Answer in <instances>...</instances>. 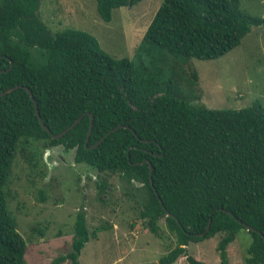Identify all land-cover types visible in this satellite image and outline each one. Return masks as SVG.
Wrapping results in <instances>:
<instances>
[{
    "label": "trees",
    "instance_id": "16d2710c",
    "mask_svg": "<svg viewBox=\"0 0 264 264\" xmlns=\"http://www.w3.org/2000/svg\"><path fill=\"white\" fill-rule=\"evenodd\" d=\"M95 1L99 16L109 21L112 9L140 0ZM40 2L0 0V92L29 87L53 133L82 117L54 138L41 126L25 88L0 95V264H25L26 242L5 190L16 151L35 168L44 165L46 149L59 145L63 155L77 146L75 162L120 173L131 190L143 191L144 229L160 236L164 223L176 238L161 264L179 257L208 264L186 246L215 235L220 263L227 264V245L241 229L250 235L243 263L264 264V106L209 108L191 103L183 91V85L198 83L191 57L225 54L264 18L241 10L239 0H161L133 57L118 58L87 31L52 32L38 11ZM96 184L105 199L109 184ZM73 228L70 250L51 264H79L85 243L101 229H88L83 208Z\"/></svg>",
    "mask_w": 264,
    "mask_h": 264
},
{
    "label": "rangeland",
    "instance_id": "374dc122",
    "mask_svg": "<svg viewBox=\"0 0 264 264\" xmlns=\"http://www.w3.org/2000/svg\"><path fill=\"white\" fill-rule=\"evenodd\" d=\"M160 3L140 0L114 8L109 21L99 16L95 0H41L38 11L52 32L84 30L112 56L132 58ZM239 7L264 18V0H239ZM190 63L198 75L197 85H183L191 103L216 109H237L257 102L264 106V25L252 26L240 44L225 54L210 59L191 57ZM42 159L46 164L39 162L34 168L23 152L16 151L5 186L8 210L26 242L25 264H51L57 255L68 252L75 214L81 208L88 229H101L85 243L79 264H161V257L175 247V235L164 223L160 236L144 229L139 201L144 193L131 190L120 173L92 170L52 149ZM102 179L109 184L105 199L96 184ZM219 238L215 235L190 242L186 250L208 264H221L216 248ZM249 241V233L241 229L227 245V264H244ZM59 264L71 263L66 259ZM175 264L190 263L179 257Z\"/></svg>",
    "mask_w": 264,
    "mask_h": 264
},
{
    "label": "water",
    "instance_id": "95a60500",
    "mask_svg": "<svg viewBox=\"0 0 264 264\" xmlns=\"http://www.w3.org/2000/svg\"><path fill=\"white\" fill-rule=\"evenodd\" d=\"M16 87H23V88H25V90L29 93V95H30V97H31V100H32V102H33L34 108H35V112H36V114H37V118H38V120H39L41 126H42L45 130H47V131L50 133V135H51L52 137H54V138L61 137V136H62L63 134H65L70 128H72V127H73V126H74V125H75V124L81 119V117H82V116H79L76 120H74V122H72L67 128H65V129L62 130L61 132H59V133H53V132L50 131L49 127H48L46 124H44V122H43V120H42V118H41V116H40V113H39V110H38V106H37L36 100H35V98H34V96H33V94H32V91H31V89H30L29 87L24 86V85H21V84H17V85H14V86H12V87H9V88H7L6 90L0 92V95H3V94H5V93L11 91L12 89H14V88H16ZM92 123H93V117H92V115L90 114L89 128H88L87 135H86L85 142H84V145H85V146H86L87 141H88L89 136H90V132H91V128H92ZM114 129H116V128H113V130H114ZM104 137H105V135L102 136L99 140H97L94 144H92V145H91V148L97 146V145L101 142V140H102ZM61 149H62V145H59V147H57V148H52V150H54V151H56V152H59ZM76 151H77V146H75V147H74V148L68 153V155H66L70 161H73V162H74ZM49 152H50V150H49V149H46L45 152H44V156H45L47 153H49ZM139 163H140V162H139ZM151 171H152V165L149 164V175L151 174ZM154 192H155V193L157 194V196H158L157 191L154 190ZM158 197H159V196H158ZM166 213H167V215L173 216V214H172L171 212H169V211H166ZM239 222H240L242 225H244L247 229L255 230V228H253L251 225H249V224H247V223H245V222H243V221H241V220H239ZM208 227H209V223H208V225H207V228H208ZM263 237H264V236H263Z\"/></svg>",
    "mask_w": 264,
    "mask_h": 264
},
{
    "label": "flooded vegetation",
    "instance_id": "af4514ba",
    "mask_svg": "<svg viewBox=\"0 0 264 264\" xmlns=\"http://www.w3.org/2000/svg\"><path fill=\"white\" fill-rule=\"evenodd\" d=\"M62 151H63V149H61V150L59 151V153H60V155L64 156L63 153H62ZM65 156H66V155H65Z\"/></svg>",
    "mask_w": 264,
    "mask_h": 264
}]
</instances>
